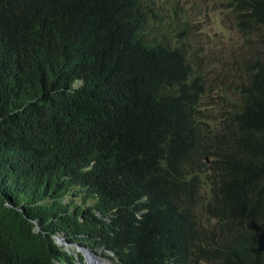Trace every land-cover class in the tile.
<instances>
[{
  "label": "trees",
  "instance_id": "1",
  "mask_svg": "<svg viewBox=\"0 0 264 264\" xmlns=\"http://www.w3.org/2000/svg\"><path fill=\"white\" fill-rule=\"evenodd\" d=\"M157 5L0 0V264H264V60L216 104Z\"/></svg>",
  "mask_w": 264,
  "mask_h": 264
},
{
  "label": "rangeland",
  "instance_id": "2",
  "mask_svg": "<svg viewBox=\"0 0 264 264\" xmlns=\"http://www.w3.org/2000/svg\"><path fill=\"white\" fill-rule=\"evenodd\" d=\"M156 3L158 19L163 20L166 26L170 23L167 21L178 15L179 19H175L169 30L180 32L190 43L197 42L195 53L198 55L194 58L200 59L207 89L212 98L218 100L215 103H220L226 88L230 97L236 99V88L246 82L247 60L253 56L264 60V48L259 44L258 36L243 37L236 25L225 16L221 0H156ZM73 250L76 253V248ZM101 261L102 264H113L110 259ZM78 264L90 263L83 259Z\"/></svg>",
  "mask_w": 264,
  "mask_h": 264
},
{
  "label": "water",
  "instance_id": "3",
  "mask_svg": "<svg viewBox=\"0 0 264 264\" xmlns=\"http://www.w3.org/2000/svg\"><path fill=\"white\" fill-rule=\"evenodd\" d=\"M61 242H63L66 246H68V249H69V247H71V245H69L68 243H66L63 239H59ZM57 243H58V241H57ZM58 245L60 246V244L58 243ZM77 247V250L79 251V252H81L83 255H84V257H85V259L88 261V259H90L89 258V255H91L92 257H94L95 259H100L99 257H96V254L92 251V249H90V248H87V247H83V246H81V245H77L76 246ZM66 249V248H65ZM67 250V249H66Z\"/></svg>",
  "mask_w": 264,
  "mask_h": 264
},
{
  "label": "clouds",
  "instance_id": "4",
  "mask_svg": "<svg viewBox=\"0 0 264 264\" xmlns=\"http://www.w3.org/2000/svg\"><path fill=\"white\" fill-rule=\"evenodd\" d=\"M58 239H60L59 237L57 238V240H56V242L58 241ZM58 244V243H57ZM60 247H65V246H60ZM66 249H67V251H70V250H72V249H74V248H76V250H77V247L76 246H72L71 245V247H69V249L67 248V247H65ZM88 248V247H87ZM77 253H80L81 255H83L81 252H79L78 250L76 251ZM95 254H96V257H99L100 259H108L106 256L108 255L109 256V254L110 255H112L110 252H105L106 253V256H102V252H99V253H97V252H95V251H93ZM83 257H84V255H83ZM84 259H85V257H84ZM86 260V259H85ZM87 261V260H86ZM88 262V261H87Z\"/></svg>",
  "mask_w": 264,
  "mask_h": 264
},
{
  "label": "bare ground",
  "instance_id": "5",
  "mask_svg": "<svg viewBox=\"0 0 264 264\" xmlns=\"http://www.w3.org/2000/svg\"><path fill=\"white\" fill-rule=\"evenodd\" d=\"M58 243L60 244V246H65L68 248V246H66L63 242H61L59 239H58ZM89 263L90 264H102V259H95L94 257H92L91 255H89Z\"/></svg>",
  "mask_w": 264,
  "mask_h": 264
}]
</instances>
